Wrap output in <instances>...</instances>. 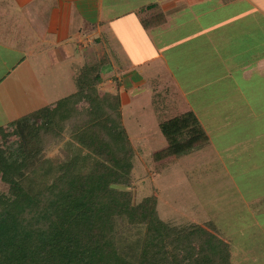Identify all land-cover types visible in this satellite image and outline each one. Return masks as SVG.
I'll return each mask as SVG.
<instances>
[{
  "label": "rangeland",
  "instance_id": "374dc122",
  "mask_svg": "<svg viewBox=\"0 0 264 264\" xmlns=\"http://www.w3.org/2000/svg\"><path fill=\"white\" fill-rule=\"evenodd\" d=\"M197 19L160 35L161 53L131 32L120 34L124 44H114L122 63L135 73V78L126 74L116 61L105 66L104 82L98 86L101 93L120 95L123 123L134 150L132 185L118 188L130 190L137 203L156 196L159 217L171 226L214 221L224 238L236 234L235 245L262 243L252 225L264 220L257 212V185L261 191L264 186L263 177H257V171L264 172V44H226L239 37V25L211 27L207 18ZM244 19L255 25L254 16ZM137 39L141 44H134ZM104 45L88 44L58 64H50L42 53L31 70L21 69L0 88V127L73 94L78 88L79 60L83 65L107 55L106 51L117 60ZM144 58L146 62L134 65ZM154 95L161 107L172 111L170 115L192 110L209 129L212 145L183 158L156 162L155 150L167 143L152 104ZM62 134L63 141L51 157H63L68 148L70 153L76 151L80 134L71 125ZM7 191L0 179V192ZM244 201L251 202L255 214Z\"/></svg>",
  "mask_w": 264,
  "mask_h": 264
},
{
  "label": "trees",
  "instance_id": "16d2710c",
  "mask_svg": "<svg viewBox=\"0 0 264 264\" xmlns=\"http://www.w3.org/2000/svg\"><path fill=\"white\" fill-rule=\"evenodd\" d=\"M156 7L139 13L152 38L165 30L156 29ZM109 63L104 55L79 65L73 94L0 127V179L8 186L0 192V264H232L214 221L171 226L156 196L137 203L118 188L132 185L134 150L120 95L98 90ZM155 98L167 143L156 162L212 145L192 110L170 115ZM68 125L81 137L76 151L51 157Z\"/></svg>",
  "mask_w": 264,
  "mask_h": 264
},
{
  "label": "crops",
  "instance_id": "0c3cea01",
  "mask_svg": "<svg viewBox=\"0 0 264 264\" xmlns=\"http://www.w3.org/2000/svg\"><path fill=\"white\" fill-rule=\"evenodd\" d=\"M153 4L157 5L154 14L160 17L156 29L165 28L155 38L149 36L139 19V13ZM248 15L255 17V25L245 21L244 17ZM162 16L166 18L164 21ZM217 16L221 18L213 20ZM197 18H207V25L211 27L217 23L232 28L239 25L236 28H239V37L228 39L226 44H264V0H0V88L10 78L17 76L21 69L26 70L28 66L31 70L34 60H38L42 53H45L50 64H58L75 56L76 50L80 51L88 44H105L104 48L111 47L113 57L118 58L112 60L110 51H106L110 58L109 66L116 61L122 63L121 54L114 44H124L120 34L125 32L139 34L144 44H149L154 52L161 53L162 47L161 51L157 48L160 35L177 25L182 27L199 20ZM251 27L254 30H250ZM233 33L236 31L233 30ZM133 42L141 44L138 39ZM158 56L162 57V54ZM86 62L83 61V64ZM144 62L145 58L134 65ZM253 62L247 63L244 68ZM81 63L79 60L78 65ZM121 66L127 71L126 74L135 78L129 66L123 63ZM258 176L263 177L261 186L264 185V172L257 171ZM262 187L261 191L257 185L260 202L257 212L264 217ZM244 203L246 208L252 210V214L256 213L251 202ZM252 227L255 230L253 234L262 237V243L246 241L242 246L235 245V233L225 238L231 247L232 264H264V220L254 221Z\"/></svg>",
  "mask_w": 264,
  "mask_h": 264
}]
</instances>
